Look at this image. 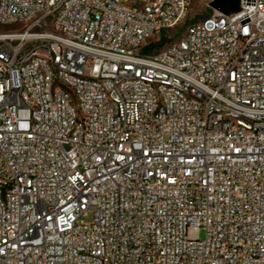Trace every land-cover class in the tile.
I'll list each match as a JSON object with an SVG mask.
<instances>
[{"label": "built area", "instance_id": "built-area-1", "mask_svg": "<svg viewBox=\"0 0 264 264\" xmlns=\"http://www.w3.org/2000/svg\"><path fill=\"white\" fill-rule=\"evenodd\" d=\"M192 1L0 0V264H264V0Z\"/></svg>", "mask_w": 264, "mask_h": 264}, {"label": "rangeland", "instance_id": "rangeland-1", "mask_svg": "<svg viewBox=\"0 0 264 264\" xmlns=\"http://www.w3.org/2000/svg\"><path fill=\"white\" fill-rule=\"evenodd\" d=\"M212 0H193L190 4L187 16L184 22L174 29H170L166 32V38L170 40L166 45L170 42L179 39L182 34L185 32L187 27L194 22H199L203 20V15L209 10L210 3ZM8 27L0 26V31L7 30ZM160 38H156L155 42H159ZM165 45V46H166ZM201 239H205V232L200 233Z\"/></svg>", "mask_w": 264, "mask_h": 264}, {"label": "water", "instance_id": "water-1", "mask_svg": "<svg viewBox=\"0 0 264 264\" xmlns=\"http://www.w3.org/2000/svg\"><path fill=\"white\" fill-rule=\"evenodd\" d=\"M241 0H212L210 8L224 15H230L239 11Z\"/></svg>", "mask_w": 264, "mask_h": 264}, {"label": "trees", "instance_id": "trees-1", "mask_svg": "<svg viewBox=\"0 0 264 264\" xmlns=\"http://www.w3.org/2000/svg\"><path fill=\"white\" fill-rule=\"evenodd\" d=\"M213 10L212 9H209L204 15H203V20L208 18L209 16H211L213 14ZM195 23V22H194ZM193 24V23H191ZM190 24V25H191ZM166 32L167 31H164L160 34V41L159 42H155V43H152L151 44V47L154 48V49H157L158 51L161 50L162 48L165 47V45L170 41L166 38Z\"/></svg>", "mask_w": 264, "mask_h": 264}]
</instances>
